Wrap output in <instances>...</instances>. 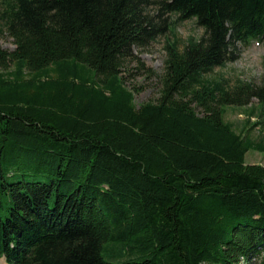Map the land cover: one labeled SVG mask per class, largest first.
I'll list each match as a JSON object with an SVG mask.
<instances>
[{"label": "trees", "instance_id": "16d2710c", "mask_svg": "<svg viewBox=\"0 0 264 264\" xmlns=\"http://www.w3.org/2000/svg\"><path fill=\"white\" fill-rule=\"evenodd\" d=\"M187 19L202 35L179 47ZM0 25L6 264H264V166L244 162L264 145L223 118L264 104V65L206 76L264 42V0H0ZM167 31L156 73L134 49ZM129 64L156 100L134 104Z\"/></svg>", "mask_w": 264, "mask_h": 264}, {"label": "rangeland", "instance_id": "374dc122", "mask_svg": "<svg viewBox=\"0 0 264 264\" xmlns=\"http://www.w3.org/2000/svg\"><path fill=\"white\" fill-rule=\"evenodd\" d=\"M0 27V47L12 50L14 48L12 38L1 25ZM174 33L179 39V47H182L187 38H199L202 35V29L192 19H187L176 22ZM172 36L174 35L167 31L158 36L145 49L135 48L134 53L144 62L145 66L150 67L156 73H161L166 56L164 45L166 39L171 40ZM238 48L237 59L226 63L223 67L215 68L206 76L211 78L223 76L231 82L239 79L244 82L258 83L263 73L264 42L252 40L247 45ZM13 69L14 66L11 64L8 71ZM122 75L125 85L134 91L135 105L156 100L159 95V83L156 77L144 75L143 70L136 69L134 64L126 65L122 70ZM223 118L232 124L236 132H246L255 142L264 145V104L258 103L255 98L244 106H226ZM244 162L264 166V150L248 149L244 155ZM0 264H4L2 257H0ZM240 264L246 263L240 262Z\"/></svg>", "mask_w": 264, "mask_h": 264}]
</instances>
